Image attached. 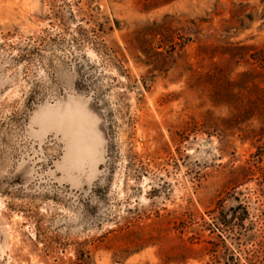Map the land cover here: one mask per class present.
Returning <instances> with one entry per match:
<instances>
[{
    "label": "rangeland",
    "instance_id": "1",
    "mask_svg": "<svg viewBox=\"0 0 264 264\" xmlns=\"http://www.w3.org/2000/svg\"><path fill=\"white\" fill-rule=\"evenodd\" d=\"M0 264H264V0H0Z\"/></svg>",
    "mask_w": 264,
    "mask_h": 264
},
{
    "label": "trees",
    "instance_id": "2",
    "mask_svg": "<svg viewBox=\"0 0 264 264\" xmlns=\"http://www.w3.org/2000/svg\"><path fill=\"white\" fill-rule=\"evenodd\" d=\"M227 213H230V216H229V218H227V216L229 215V214H221L220 215V221H221V224H223L224 226H226V225H228L229 223H231L233 220H234V218H235V216H236V211H235V209H229V211L227 212ZM238 220L240 221V222H243V220L241 219V218H238Z\"/></svg>",
    "mask_w": 264,
    "mask_h": 264
}]
</instances>
